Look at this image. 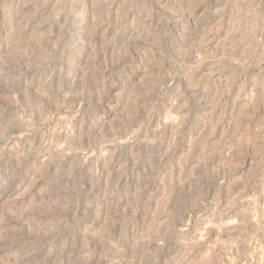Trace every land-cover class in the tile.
I'll return each instance as SVG.
<instances>
[{
  "label": "rangeland",
  "instance_id": "374dc122",
  "mask_svg": "<svg viewBox=\"0 0 264 264\" xmlns=\"http://www.w3.org/2000/svg\"><path fill=\"white\" fill-rule=\"evenodd\" d=\"M0 264H264V0H0Z\"/></svg>",
  "mask_w": 264,
  "mask_h": 264
}]
</instances>
